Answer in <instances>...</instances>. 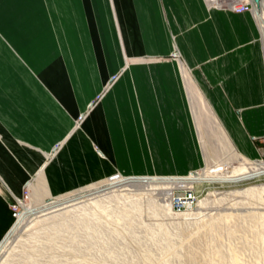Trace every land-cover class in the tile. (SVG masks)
<instances>
[{
	"label": "crops",
	"instance_id": "1",
	"mask_svg": "<svg viewBox=\"0 0 264 264\" xmlns=\"http://www.w3.org/2000/svg\"><path fill=\"white\" fill-rule=\"evenodd\" d=\"M257 22L203 0H0V238L14 220L9 203L39 172L59 195L116 172L185 175L200 167L193 97L231 149L229 137L244 159H257ZM173 49L185 68L152 59Z\"/></svg>",
	"mask_w": 264,
	"mask_h": 264
},
{
	"label": "rangeland",
	"instance_id": "2",
	"mask_svg": "<svg viewBox=\"0 0 264 264\" xmlns=\"http://www.w3.org/2000/svg\"><path fill=\"white\" fill-rule=\"evenodd\" d=\"M152 59L177 60L184 65L177 49L168 57ZM189 91L191 95L190 88ZM191 106L203 162L190 173L199 177L205 167L229 166L228 163L238 166L240 152L227 135L238 153L229 147L205 105L193 97ZM89 109L76 117V127ZM260 138L253 140L256 147ZM56 150L57 146L50 157ZM190 173L116 172L83 187L51 195L39 172L25 183L22 195L9 203L11 211L17 207L19 216H13L11 226L0 238V264H264V219L258 215L264 212V205L260 197L243 193V188L264 183V176L237 183L195 181L192 184L199 193L198 199L210 195L207 201L203 199L201 208L196 205L192 209L193 215L174 213L169 199L159 189L140 184L109 188L130 179L161 180ZM130 176L134 177L123 178ZM0 186H4L1 180ZM103 188L109 189L95 192Z\"/></svg>",
	"mask_w": 264,
	"mask_h": 264
},
{
	"label": "bare ground",
	"instance_id": "3",
	"mask_svg": "<svg viewBox=\"0 0 264 264\" xmlns=\"http://www.w3.org/2000/svg\"><path fill=\"white\" fill-rule=\"evenodd\" d=\"M205 5L211 9L216 7H211L209 6L205 0H203ZM261 7L260 10L257 11V23L260 26L262 35H263V41H264V0H261ZM261 12V14H260ZM259 14L261 15V18H259ZM264 45V43H263ZM243 158V157H242ZM240 159V164L238 166H217L215 168H209V169H204L203 172L199 177H192V176H186V177H174V178H168V179H161V180H153L151 178H143V179H130V180H125L123 182L115 183L114 186L112 185L109 188L116 187L119 189L125 188V186H132L133 184H140V185H145L148 187H151L153 189H159L161 190V194L163 197L169 199L170 201V191L171 189L177 187L178 185L181 184H191L194 183L197 180H215L217 182H228V183H237V182H242V181H248L251 179H254L256 177L264 175V163H254L253 160L256 159H247L245 160ZM252 160V161H249ZM242 163V164H241ZM224 168V169H223ZM218 178H221L223 180H216ZM226 179V180H224ZM200 182V181H199ZM213 182V181H212ZM260 183V182H259ZM221 185V184H220ZM123 187V188H122ZM239 187V186H238ZM109 188H103V189H98L95 191L96 193L101 192L102 190L109 189ZM246 193L247 195L253 197H260L262 204L264 205V198H262V193L264 194V183H262L260 186L252 185L248 186L246 188H243V193ZM242 193V192H241ZM210 195L207 194L205 197L200 198L197 203V207L201 208L202 205L204 204V200L207 201L208 196ZM204 199V200H203ZM261 205V203H260ZM68 206V205H67ZM261 212V211H260ZM194 210L191 209V211L187 212H182L179 213L178 215H193ZM258 215L264 219V212L258 213Z\"/></svg>",
	"mask_w": 264,
	"mask_h": 264
},
{
	"label": "built area",
	"instance_id": "4",
	"mask_svg": "<svg viewBox=\"0 0 264 264\" xmlns=\"http://www.w3.org/2000/svg\"><path fill=\"white\" fill-rule=\"evenodd\" d=\"M205 2L218 9L229 10L235 13L250 12L257 20V11L260 10L261 0L256 3L254 0H205ZM259 150V157L253 160L254 163H264V137L259 139L257 145ZM197 173H190L188 176H195ZM264 176V175H262ZM198 191L193 184H181L171 189L169 205L174 213H182L193 209L198 203ZM12 215L14 217L19 216L17 207L12 209Z\"/></svg>",
	"mask_w": 264,
	"mask_h": 264
},
{
	"label": "water",
	"instance_id": "5",
	"mask_svg": "<svg viewBox=\"0 0 264 264\" xmlns=\"http://www.w3.org/2000/svg\"><path fill=\"white\" fill-rule=\"evenodd\" d=\"M256 3H258L259 2V0H254Z\"/></svg>",
	"mask_w": 264,
	"mask_h": 264
}]
</instances>
